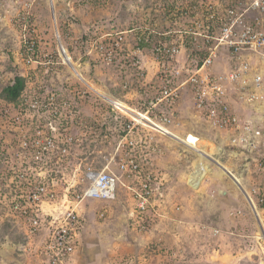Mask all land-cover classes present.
<instances>
[{
    "label": "rangeland",
    "instance_id": "obj_1",
    "mask_svg": "<svg viewBox=\"0 0 264 264\" xmlns=\"http://www.w3.org/2000/svg\"><path fill=\"white\" fill-rule=\"evenodd\" d=\"M180 1L0 0V153L16 135L20 111V104L3 99L2 90L19 75L29 95L44 86L78 107L80 119L72 127L79 140L74 157L49 172L57 176L60 191L80 188L88 166H109L119 173L123 155L118 149L129 121L108 103L110 96L145 110L155 65L147 51L142 56L135 52L136 36L148 29H180L172 19ZM119 37L124 39L120 48L112 49ZM26 40L35 44L34 58L42 64L26 65ZM102 41L114 50L111 64L96 51ZM60 43L84 77L106 93H99L102 99L73 76L59 54ZM194 114L182 107L180 135L164 132L177 144L160 138V216L148 231L140 232L133 222V199L120 185L113 201L82 204L81 244L69 264H263L264 206L257 205L256 212L246 201L256 179L241 158L227 153L212 157L224 135ZM10 167L0 162V264H46L39 251L45 230L36 238L25 237V227L11 220L3 204ZM228 173L241 183L232 184Z\"/></svg>",
    "mask_w": 264,
    "mask_h": 264
},
{
    "label": "built area",
    "instance_id": "obj_2",
    "mask_svg": "<svg viewBox=\"0 0 264 264\" xmlns=\"http://www.w3.org/2000/svg\"><path fill=\"white\" fill-rule=\"evenodd\" d=\"M173 16L180 29H148L136 36L135 52L142 56L147 51L156 68L145 110L134 108L150 123L121 111L129 122L118 149L123 155L119 173L109 166H88L80 188L60 191L57 176L49 172L74 157L79 140L72 127L80 119L78 107L44 86L32 96L25 88L19 98L16 135L0 153L1 164L11 166L3 204L11 220L25 227V237L36 238L45 230L39 251L46 264L71 262L81 244L82 204L111 202L120 185L133 199V222L140 232L148 231L160 216V138L170 140L166 130L179 134L185 106L224 135L226 143L214 146V153L221 147V156L244 161L256 179L246 201L256 211L257 205L264 206V0H181ZM123 40H114L111 48H120ZM25 43L26 65L42 64L34 58L35 44ZM105 44L95 48L111 64L114 50Z\"/></svg>",
    "mask_w": 264,
    "mask_h": 264
},
{
    "label": "bare ground",
    "instance_id": "obj_3",
    "mask_svg": "<svg viewBox=\"0 0 264 264\" xmlns=\"http://www.w3.org/2000/svg\"><path fill=\"white\" fill-rule=\"evenodd\" d=\"M61 43H60V47H61ZM60 53L64 59V63L70 68L71 73L73 74V76L75 78H77L82 84H84L88 89H90L92 92H94L97 96L100 97L99 93H104L103 91L99 90L97 87H95L93 84H91L90 82H88L84 75L81 73L79 67L72 62L71 57L69 56V54L67 53L66 49L64 47L60 48ZM79 75V77H78ZM82 77V78H81ZM84 77V78H83ZM91 86H90V84ZM106 94V93H104ZM101 98V97H100ZM102 99V98H101ZM104 100V99H103ZM105 102H108L107 98L104 100ZM114 109L122 111L124 113H126L128 116H130L131 118H136L139 119L143 122H146V124L150 123V120L147 116H144L143 114H141L140 112H138L137 110H135L134 108L130 107L129 105H127L126 103L122 102L119 99L114 98L113 96H110V102H108ZM160 130H164V129H160ZM168 131V130H166ZM173 133L172 131H168ZM174 134H176L174 132ZM178 135V134H176ZM166 136V135H165ZM167 137V136H166ZM173 141V140H172ZM174 143H176L175 141H173ZM177 144V143H176ZM214 150V149H213ZM214 152V151H213ZM212 152V157H213V153ZM241 182V181H240ZM247 191V190H246ZM246 199V198H245ZM250 206V205H249ZM251 208V207H250ZM252 210V209H251Z\"/></svg>",
    "mask_w": 264,
    "mask_h": 264
},
{
    "label": "trees",
    "instance_id": "obj_4",
    "mask_svg": "<svg viewBox=\"0 0 264 264\" xmlns=\"http://www.w3.org/2000/svg\"><path fill=\"white\" fill-rule=\"evenodd\" d=\"M25 87H26L25 78L17 75V76H15L12 84L3 88L2 97L5 101L12 103V104H15V105H18L19 104V98L21 97L23 91L25 90Z\"/></svg>",
    "mask_w": 264,
    "mask_h": 264
},
{
    "label": "crops",
    "instance_id": "obj_5",
    "mask_svg": "<svg viewBox=\"0 0 264 264\" xmlns=\"http://www.w3.org/2000/svg\"><path fill=\"white\" fill-rule=\"evenodd\" d=\"M55 5V2L53 3ZM52 5L51 7V10H52V13L55 14V6ZM156 72V68H155V71L154 73ZM90 84V83H89ZM91 86V84H90ZM106 98V97H105ZM108 98V97H107ZM174 133V132H173ZM223 138V137H222ZM223 143H226L225 141V138H224V141L222 140V142L220 144H223ZM228 179L231 181L232 184H234L235 186H238L240 182V180L232 173H228ZM244 187V186H243Z\"/></svg>",
    "mask_w": 264,
    "mask_h": 264
},
{
    "label": "water",
    "instance_id": "obj_6",
    "mask_svg": "<svg viewBox=\"0 0 264 264\" xmlns=\"http://www.w3.org/2000/svg\"><path fill=\"white\" fill-rule=\"evenodd\" d=\"M62 47V45H61ZM223 153V149L221 147H218L217 151L214 153V155L221 156ZM256 211V210H255ZM257 212V211H256Z\"/></svg>",
    "mask_w": 264,
    "mask_h": 264
}]
</instances>
